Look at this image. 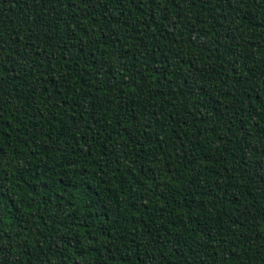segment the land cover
Here are the masks:
<instances>
[{
  "label": "trees",
  "instance_id": "trees-1",
  "mask_svg": "<svg viewBox=\"0 0 264 264\" xmlns=\"http://www.w3.org/2000/svg\"><path fill=\"white\" fill-rule=\"evenodd\" d=\"M0 264H264V0H0Z\"/></svg>",
  "mask_w": 264,
  "mask_h": 264
}]
</instances>
